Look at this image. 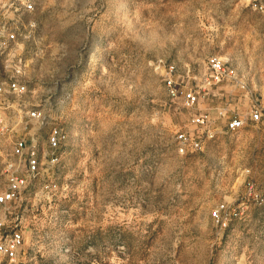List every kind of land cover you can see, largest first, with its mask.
<instances>
[{"label":"rangeland","instance_id":"374dc122","mask_svg":"<svg viewBox=\"0 0 264 264\" xmlns=\"http://www.w3.org/2000/svg\"><path fill=\"white\" fill-rule=\"evenodd\" d=\"M37 2L35 29L0 55V73L26 80L22 99L45 119L24 130L13 96L8 134L46 147L58 126L66 140L15 204L24 245L2 264H264V111L235 132L218 114L264 107V13L250 0ZM212 59L232 77L197 106L167 93L169 64L202 74ZM198 112L215 137L182 154L178 133L205 136Z\"/></svg>","mask_w":264,"mask_h":264},{"label":"built area","instance_id":"2783aa9c","mask_svg":"<svg viewBox=\"0 0 264 264\" xmlns=\"http://www.w3.org/2000/svg\"><path fill=\"white\" fill-rule=\"evenodd\" d=\"M250 4L255 10L264 13V0H250ZM37 5V0H0V55L11 50L20 41L23 44L35 29L33 16ZM19 61L22 62V59ZM231 75L226 61L221 59H212L202 74L195 72L188 65L180 74L177 66L171 63L168 65L164 82L171 97L181 98L185 108L193 109L215 86L232 77ZM28 92V84L20 75L11 73L2 76L0 73V173L5 182L0 190V264L15 261L24 245V231L18 226L9 225L15 204L21 195L37 182L42 172L43 158L46 159L48 169L60 163L61 149L66 140V133L58 126L49 132L46 147L42 146L38 136L33 133L16 136L8 134L11 122L7 110L12 107L9 99L13 96L20 99L17 107L23 112L21 122L24 130L30 124L41 123L45 119V114L39 106L22 99ZM263 111L264 107L255 103L248 116L231 113L226 117L224 109H220L218 114L225 118V131L235 132L246 125L247 119H262ZM190 121L196 128L205 129L206 133L205 136L178 133L177 148L182 154L188 150H202L205 140L215 137L214 120L209 113H192ZM225 213V204H220L212 212L213 220L222 229L228 227L230 220Z\"/></svg>","mask_w":264,"mask_h":264}]
</instances>
